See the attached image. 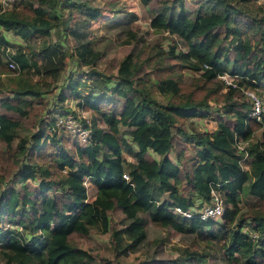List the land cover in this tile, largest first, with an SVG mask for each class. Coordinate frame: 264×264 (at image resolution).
I'll use <instances>...</instances> for the list:
<instances>
[{
	"label": "trees",
	"instance_id": "obj_1",
	"mask_svg": "<svg viewBox=\"0 0 264 264\" xmlns=\"http://www.w3.org/2000/svg\"><path fill=\"white\" fill-rule=\"evenodd\" d=\"M250 1L199 0L188 9L183 0H155L149 26L177 37L183 49L174 52L170 44L167 50L157 48L139 59L143 38L127 26L122 43L130 44V49L119 59L113 82L93 68L99 52L82 30L84 22L99 15L98 8L73 0H15L10 8L0 9V30L24 41L12 51H0V65L11 60L15 67L9 69L18 72L11 78L10 96L2 92L0 78V158L17 166L14 181L18 183L17 188H0L2 264H94L91 254L72 244L70 236L106 231L108 212L114 209L122 215L121 225L110 230L115 255L138 250L150 222L217 244L222 249L218 264H264V129L258 140H249L264 118H252L248 103L238 101L233 88L217 94V81L203 87L226 72L239 86L264 90V15L250 8ZM65 7L83 15L71 26L63 25V31L74 41L70 55L88 70L69 75L57 100L72 97L79 108L92 110L85 144H78L63 129L52 128L54 115L68 112L62 107L51 108L48 120L34 131L18 134L34 107L32 99L39 103L46 91L28 76H56L64 66L67 54L50 34L64 22L57 9ZM0 42L10 44L2 33ZM166 54L170 63L162 61ZM150 57L155 66L138 73ZM180 68L201 71L203 77L191 79L183 88ZM152 69L165 73L152 80ZM151 87L163 100L153 95ZM213 94L220 101L218 112L208 104ZM212 113L215 126L210 131L185 133L175 127L176 121ZM175 132L194 148L187 166L183 165L184 186L179 152L169 156ZM237 137L246 142L243 160L249 171L241 166L243 152L237 151ZM17 157H22L20 163ZM84 179L93 189L91 198ZM210 188L219 190L223 198L217 219H200L195 213L185 217L174 211V207L185 210L206 203ZM249 195L259 198L261 207L240 210L239 201ZM243 225L255 237L242 230ZM179 252L178 258H150L142 264H199L203 259L195 249L182 247ZM101 264L120 263L106 259Z\"/></svg>",
	"mask_w": 264,
	"mask_h": 264
},
{
	"label": "rangeland",
	"instance_id": "obj_2",
	"mask_svg": "<svg viewBox=\"0 0 264 264\" xmlns=\"http://www.w3.org/2000/svg\"><path fill=\"white\" fill-rule=\"evenodd\" d=\"M83 2L87 6L96 7L99 10V15L84 22L82 30L85 31L86 38L88 39L91 47L99 52V56L94 61L93 68L102 72L105 76H108L109 82H113V75L116 74V65L119 59L124 53L130 49V44H123L122 40L126 36V27H130L132 30L137 31L141 34L144 42V48L139 56V59L145 57L146 53H153L157 48H162L167 50L170 44H174L175 50L183 49L181 42L175 36H170L166 31L153 29L149 26V15L151 7L155 5V0L149 4H143L140 0H73ZM162 1V0H161ZM199 0H183L184 6L188 9H193ZM250 8L257 11L258 15H264V0H255L247 3ZM57 14L60 19L64 22H60L58 26V32L55 28H52L51 39H58L61 43L63 50L66 52V57L64 59V66L61 71L56 76H50L45 73H32L28 76V79L37 84L39 87L46 91L41 94L40 102L37 103L34 99L33 109L29 111L26 118L18 129L19 135H26L34 131L36 126L44 123L48 120V114L51 108L62 107L68 109V112L73 114H84L89 120L92 110L82 109L76 106L75 99L72 97H66L63 101L57 100V93L59 88L65 83L66 78L73 73L85 72L88 70L87 66H81L76 64V60L71 54L72 47L74 46V41L72 40L70 34L63 31V25L71 26L76 20L83 16L74 7H65L63 9L58 8ZM128 23V24H127ZM0 33L9 41V45H5L0 42V51H12L15 46L23 45L24 41L18 36L11 34L9 31H2ZM157 57H155L156 60ZM172 58H169L167 54L165 58L162 59L164 63H170ZM154 57H150L147 60L148 65H143L141 69L137 72L140 73L143 70H149L150 67H154ZM161 61V59H160ZM180 80L184 86L188 88L191 83V79L202 78L203 75L201 71L191 70L189 68H180ZM162 70L152 69L149 72L150 78L152 80L156 78L157 74H164ZM18 72L7 67V64L0 65V78L2 81V92L7 96L11 95V88L14 86L11 78L17 76ZM204 74H207L205 72ZM76 75V74H75ZM78 77V75H77ZM80 78V74H79ZM81 80H85L82 76ZM86 81V80H85ZM217 81L219 83V89L217 94L224 93L226 89L231 86H225L224 82L221 81L217 76L210 79V82L203 83V87L213 86V82ZM84 87H82L83 90ZM234 91V97L238 101L246 100L242 89L245 87H231ZM251 88V87H250ZM154 96L158 99L163 100V98L157 93L154 87L150 88ZM256 94L261 99L264 104V90L262 87L253 88ZM83 93L85 90L82 91ZM216 94V92L214 93ZM208 98V104L218 112L220 110V101L216 100L218 96L214 95ZM70 112V113H71ZM215 113L209 116L193 117L187 118L183 121H176L175 127L182 128L185 133L190 131H200L207 130L210 131L215 126ZM228 124H231V119L222 116ZM103 126L102 122H99ZM264 129V121L262 125L256 128L251 137L250 141H255L260 138V132ZM48 131H52L47 127ZM56 131V130H55ZM59 131V130H58ZM58 133V132H57ZM69 136L68 134H66ZM175 137L172 143V147L169 151V156L174 157L176 152H179V166L181 170L179 172V177L181 185L184 186L183 178V165L187 166V160L193 155V145L188 141H185L181 135L175 132ZM70 137V136H69ZM0 148L2 145L0 144ZM4 149V147H3ZM155 158V154H152ZM130 159L129 157H127ZM11 159L0 158V175L2 176V181L0 188L5 187H18V183L14 181L15 170L17 166L14 165ZM19 163L22 161V157H17ZM241 166L243 169L249 171V166L247 161H241ZM84 184L87 190L88 198L93 195V189L89 185L86 179H84ZM182 191H186L182 187ZM240 210L251 211L261 207V200L255 196H245L242 197L238 203ZM109 225L106 231L100 232L98 230H92L87 236H79L77 234H72L70 236V241L72 244L86 249L94 259V264H101L102 261L109 259L115 263L120 264H142V262L147 261L150 258L154 259H170L178 258L180 255V248L195 249L197 253L202 254V261L199 264H218L219 258L222 257V249L217 245L212 243V241H202L196 239L193 234H187L182 232H177L168 227L164 228L156 224L147 222L145 226L146 239L135 252H129L126 255H115L110 242V230L111 228L119 227L121 225V213L118 209L111 210L108 212ZM217 219V218H216ZM4 226H12L9 223H4ZM249 227L247 225L242 226V230L247 231ZM0 264L2 260L0 259Z\"/></svg>",
	"mask_w": 264,
	"mask_h": 264
},
{
	"label": "built area",
	"instance_id": "obj_3",
	"mask_svg": "<svg viewBox=\"0 0 264 264\" xmlns=\"http://www.w3.org/2000/svg\"><path fill=\"white\" fill-rule=\"evenodd\" d=\"M14 1L15 0H0V9L4 10L10 8ZM7 67L14 68V62L9 60L7 62ZM217 77L224 82L225 86L238 87L236 78L226 72L217 74ZM242 92L248 101L249 115L255 120H261L264 118V104L261 102V99L254 89L245 87L242 89ZM87 123L88 119L84 114H73L70 112L64 114L57 113L54 115L52 128L56 131L63 129L65 133L73 137L78 144H85L89 138V127L86 125ZM235 145L237 151L243 152L241 159V161H243L246 157V152L244 151L246 142L237 137ZM122 177L127 179L126 173H122ZM222 210L223 198L219 190L215 188H210L208 201L202 203L200 206L194 205L185 210H182L179 207H174V211L182 216L189 217L191 214L195 213L200 219H216L220 216ZM247 232L251 237H255V232L252 230H247Z\"/></svg>",
	"mask_w": 264,
	"mask_h": 264
}]
</instances>
